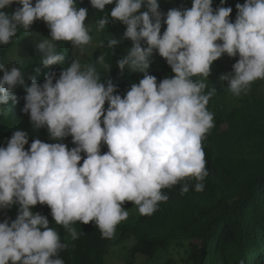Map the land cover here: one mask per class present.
<instances>
[{
  "label": "clouds",
  "instance_id": "1",
  "mask_svg": "<svg viewBox=\"0 0 264 264\" xmlns=\"http://www.w3.org/2000/svg\"><path fill=\"white\" fill-rule=\"evenodd\" d=\"M14 3L21 7L4 11ZM212 3L192 0L190 8L165 14L158 0H90L100 11L114 4L110 15L96 21L97 32L111 21L126 26L122 39L130 40L131 47L116 67L143 73L123 98L114 94L111 80L101 82L97 66L111 70L103 55L95 63L73 60L58 79L51 73L43 84L32 78L30 86L20 67L0 64V105L15 103L13 90L22 86L23 112L30 114L33 129L46 127L49 139L57 141L35 139L26 151L28 133L15 130L7 146L0 147V209L18 205L11 223L0 222V264H65L59 253L68 245L46 216L31 210L37 204L50 207L55 224L72 240L79 238L73 227L77 222H92L102 238H111L128 218L125 202L151 216L169 199L163 189L179 184L181 195L190 186L203 191L208 175L203 141L214 127L207 108L213 92L205 91L204 81L213 62L224 54L239 57L222 77L236 97L264 80V0L237 4L235 22L229 19L231 7L214 10ZM142 6L146 11H140ZM87 16L88 9L78 7L77 0H35L34 5L33 0H0V45L10 44L20 29L30 34V26L42 20L50 35L35 45L40 65H64L66 56L57 52V42H71L83 54L92 41ZM119 42L112 37L106 47L112 50ZM154 51L174 74L159 83L148 74ZM7 112L0 107V115ZM68 136L76 147L59 142ZM102 143L108 148L104 154Z\"/></svg>",
  "mask_w": 264,
  "mask_h": 264
},
{
  "label": "trees",
  "instance_id": "2",
  "mask_svg": "<svg viewBox=\"0 0 264 264\" xmlns=\"http://www.w3.org/2000/svg\"><path fill=\"white\" fill-rule=\"evenodd\" d=\"M166 2L167 10L187 9L192 0H160ZM35 0H33V5ZM245 0H213L212 7H231L230 21L235 22L237 4L243 5ZM78 7L88 9L86 24L96 32L95 24L106 13L110 15L112 5H106L104 11L91 6L90 0H77ZM18 4L7 6L4 11L14 12ZM140 11H146L142 6ZM126 26L118 21H111L100 31L103 34L123 33ZM30 34L20 29L17 36L8 45H0V64L20 67L25 73V82L30 86L32 78L43 84L46 75L55 73L59 78L63 67H67L78 57L79 49L71 46V42H57V52L66 56L64 65H40V56L36 50V43L50 35L46 23L37 20L30 26ZM163 34V33H161ZM130 43V40L123 39ZM103 56L111 70L98 69L102 83L111 80L117 87V92L123 98L133 83H139L143 73L133 72L129 68L123 70L116 67V61L124 55L119 48L107 49L105 42ZM155 56L158 59H154ZM239 57H229L227 54L213 62L206 92L213 95L207 105L214 115V127L207 133L203 141L206 170L208 175L202 182L203 191L197 192L190 186L189 191L180 194L181 185L163 189L169 199L161 202L154 214L143 216L139 213L129 220L119 224L116 228L121 232V238L132 236L136 243L132 246V255L144 253L154 256L159 250H169L171 246L187 243L184 264H264V96H257L256 87L246 95L241 105L225 113L223 101L227 89V82L223 76L232 72V66ZM148 74L157 78L159 83L174 74L166 60L154 51L149 58ZM40 67V71L34 69ZM3 72L0 71V77ZM194 79H203L196 77ZM55 82V81H54ZM215 89V91L213 90ZM17 101L11 100L0 105L8 110L7 115H0V147H6L8 140L15 130L28 133L29 150L35 139L45 143L57 141L49 139L46 127L33 129L30 114L23 112L26 92L22 86L14 90ZM105 110L108 103H105ZM223 122L228 123L226 130H221ZM103 126V125H102ZM69 149L76 147L72 137L63 141ZM103 144L101 146H104ZM86 158L85 153H81ZM195 181L191 182L194 185ZM123 207L128 211L133 207L132 202H125ZM48 218L50 227L57 230L61 241L68 247L59 253L65 264H105V256L112 242L111 238H102L101 232L94 223L73 225L79 233V238L72 240L65 229L56 225L51 215V209L46 204H37L31 209ZM18 215V205L7 209H0V222L6 219L11 223ZM163 264H176L171 258Z\"/></svg>",
  "mask_w": 264,
  "mask_h": 264
},
{
  "label": "rangeland",
  "instance_id": "3",
  "mask_svg": "<svg viewBox=\"0 0 264 264\" xmlns=\"http://www.w3.org/2000/svg\"><path fill=\"white\" fill-rule=\"evenodd\" d=\"M159 4V10L162 13H167V3L158 0ZM166 29V24H163L162 22V28L161 33ZM92 35V41L91 43L86 46L85 51L83 54H81L80 50L78 53L77 59L80 60L81 64L86 63H95V60L100 56L103 55V47L101 46V42L105 44L109 39L112 37L120 41L114 48H119L121 50V53L123 55L126 54V51L131 47V41L130 43H126L122 39L121 33L117 32L114 34H103L102 32H94ZM154 59H158L157 56H155ZM105 60V59H104ZM106 63V60H105ZM69 66V65H68ZM98 69H101L103 67L97 66ZM256 87V93L257 96H264V80H257L251 85L250 91L247 93L249 94L252 92L253 88ZM247 94H242L239 97H236L232 95L229 90L226 92L223 101H225V108L224 112L228 113L230 112L234 107L241 105L243 100L246 98ZM228 128V123L223 122L221 125V130H226ZM108 151L107 145L101 146V154H104ZM128 218L125 220H129L131 216L137 215L138 209L135 205L131 209L128 210ZM125 221H122L120 224L124 223ZM136 243V238L134 236L122 239L121 238V232L119 229L116 228L115 234L113 236L112 242L108 247V252L105 256V264H163L168 259L174 260L176 264H184L186 256V247L187 243H184L183 245H175L171 246L169 250H159L156 255L154 256H148L144 253H136L132 255L131 248Z\"/></svg>",
  "mask_w": 264,
  "mask_h": 264
}]
</instances>
